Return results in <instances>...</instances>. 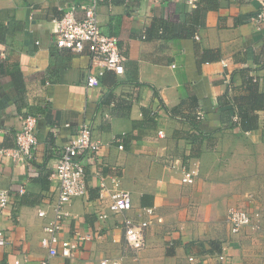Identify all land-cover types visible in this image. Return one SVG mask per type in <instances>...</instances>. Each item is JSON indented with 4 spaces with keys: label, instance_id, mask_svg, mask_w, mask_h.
Listing matches in <instances>:
<instances>
[{
    "label": "crops",
    "instance_id": "0c3cea01",
    "mask_svg": "<svg viewBox=\"0 0 264 264\" xmlns=\"http://www.w3.org/2000/svg\"><path fill=\"white\" fill-rule=\"evenodd\" d=\"M90 1L0 0V148L15 147L25 115L38 118L32 159L0 157V188L11 193L0 208V264L49 257L41 241L58 196L52 174L84 123L101 149L84 159L87 196L65 207L60 234L80 248L50 264H264L263 233L233 234L227 222L232 207L264 216V21L255 22L264 0H104L100 26L126 61L124 74L105 71L93 88L89 54L58 50L53 34V20L73 8L82 18ZM172 160L199 171L194 184L171 179ZM98 171L131 194L124 217L153 221L141 252L127 246L124 218L100 206Z\"/></svg>",
    "mask_w": 264,
    "mask_h": 264
},
{
    "label": "built area",
    "instance_id": "2783aa9c",
    "mask_svg": "<svg viewBox=\"0 0 264 264\" xmlns=\"http://www.w3.org/2000/svg\"><path fill=\"white\" fill-rule=\"evenodd\" d=\"M104 0H91L81 7L82 18L76 15V9L68 11L60 19L53 20L54 23V44L58 50H67L75 55L87 53L91 59L93 70L87 75V86L90 88L100 85L99 77L105 71H113L117 75L124 74L125 56L119 47V39L116 36L107 35L103 32L98 15L99 5ZM193 6H197V0H189ZM264 21V10H262L255 22ZM198 120H203L205 115L202 111H197ZM38 118L28 115L22 118V125L15 136V147L11 149L0 148V157H7L14 162L26 163L32 159L33 150L38 145L37 138ZM161 138L165 137L163 130L159 131ZM122 149L123 147L120 146ZM101 145L94 139L92 127L88 123L80 126L78 132L71 140L64 145L58 165L52 178L58 181V196L53 204V215L44 226V237L42 246L49 252V257L39 264H50V259L58 256L73 258L79 250L78 238L73 240H63L60 234L63 230L64 218L68 217L65 207L76 199L87 196L88 185L86 175V165L84 159L89 154H98ZM169 168L174 173L171 178L180 185H192L195 183L199 171L197 169L184 168L178 166V160L169 162ZM179 174V175H176ZM98 178V201L100 206H106L111 215L124 218L122 221L124 238L127 246L136 253L146 248V232L152 226V220H134L124 215L133 209L132 196L129 192L120 188L117 179L112 178L109 182L101 172H96ZM20 194L25 193L24 187H20ZM11 204V193L0 188V208L5 209ZM148 217H155V208H146ZM39 216L46 218L48 212L40 210ZM100 220H107L109 214L104 211L98 212ZM158 223H162L161 218H157ZM227 222L233 234L240 233L246 228L262 232L264 236V216L260 213H250L248 211L232 207L228 210ZM8 238L5 231L0 230V247L6 246ZM225 256H219L220 261H224ZM194 259L190 258V262ZM14 264H25L16 260ZM99 264H123L120 259L104 258Z\"/></svg>",
    "mask_w": 264,
    "mask_h": 264
},
{
    "label": "trees",
    "instance_id": "16d2710c",
    "mask_svg": "<svg viewBox=\"0 0 264 264\" xmlns=\"http://www.w3.org/2000/svg\"><path fill=\"white\" fill-rule=\"evenodd\" d=\"M17 77H19V75L17 76ZM18 88H19V85H18ZM26 116H28V115H25L24 117H26ZM196 119H197V117H196ZM199 122V121H198ZM241 124L243 125V127L245 128H247V125H246V121L242 118V120H241Z\"/></svg>",
    "mask_w": 264,
    "mask_h": 264
}]
</instances>
